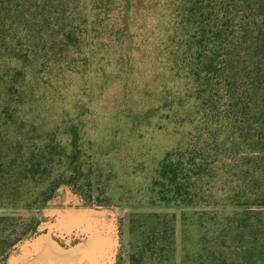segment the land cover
Wrapping results in <instances>:
<instances>
[{
	"label": "trees",
	"instance_id": "obj_1",
	"mask_svg": "<svg viewBox=\"0 0 264 264\" xmlns=\"http://www.w3.org/2000/svg\"><path fill=\"white\" fill-rule=\"evenodd\" d=\"M91 65L133 76L130 84L142 67L160 71L162 109L196 136L165 153L152 176L154 203L208 201L207 162L196 164L189 148L215 162L241 153V180L217 194L229 215L212 244L226 237L227 246L213 249L212 264H264V0H0V130L31 94L29 81L62 84ZM168 77L181 89H167ZM25 156L0 143L5 191ZM68 172H77L73 161ZM24 217L0 215V255L33 228ZM149 221V242L130 244L129 264H169L173 256L174 219Z\"/></svg>",
	"mask_w": 264,
	"mask_h": 264
},
{
	"label": "rangeland",
	"instance_id": "obj_2",
	"mask_svg": "<svg viewBox=\"0 0 264 264\" xmlns=\"http://www.w3.org/2000/svg\"><path fill=\"white\" fill-rule=\"evenodd\" d=\"M98 68L91 65L62 84L28 82L31 94L8 119L10 126L0 130V143L26 154L21 161L16 159L22 166L9 171L8 189L0 184V207L4 208L0 215L16 220L25 216L34 227L45 222L40 214L43 206L49 200L60 206L69 189L85 206L107 210L113 217L117 236L113 264H129L130 244L149 242L152 216L174 219V253L169 264L218 263L213 249L224 250L227 239L220 237L213 247L212 238L223 231L229 212L220 207L217 194L231 190L232 179L241 180L246 168L241 153L235 152L233 160L217 156L215 162L206 154L198 159L197 148H189L196 164L207 162L208 201L198 208L154 203L150 193L154 172L167 151L190 143L193 131L162 109L156 95L162 85L157 69L142 67L140 79L130 84L133 76L126 78L127 74L111 66ZM174 79L168 77L163 83L171 91L183 85ZM148 80L156 86L142 85ZM70 161L77 169L73 177L68 172Z\"/></svg>",
	"mask_w": 264,
	"mask_h": 264
},
{
	"label": "water",
	"instance_id": "obj_3",
	"mask_svg": "<svg viewBox=\"0 0 264 264\" xmlns=\"http://www.w3.org/2000/svg\"><path fill=\"white\" fill-rule=\"evenodd\" d=\"M69 191L60 206L51 200L43 206L45 222L1 254L0 264H113V217L107 210L85 206Z\"/></svg>",
	"mask_w": 264,
	"mask_h": 264
}]
</instances>
